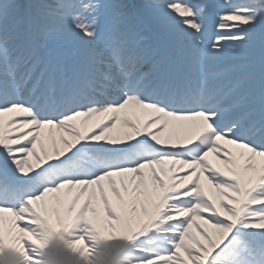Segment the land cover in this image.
<instances>
[{
	"label": "snow or ice",
	"instance_id": "6c2138e0",
	"mask_svg": "<svg viewBox=\"0 0 264 264\" xmlns=\"http://www.w3.org/2000/svg\"><path fill=\"white\" fill-rule=\"evenodd\" d=\"M0 264H264V0H0Z\"/></svg>",
	"mask_w": 264,
	"mask_h": 264
},
{
	"label": "bare ground",
	"instance_id": "6f19581e",
	"mask_svg": "<svg viewBox=\"0 0 264 264\" xmlns=\"http://www.w3.org/2000/svg\"><path fill=\"white\" fill-rule=\"evenodd\" d=\"M215 3L221 4V3H223V0H215Z\"/></svg>",
	"mask_w": 264,
	"mask_h": 264
}]
</instances>
